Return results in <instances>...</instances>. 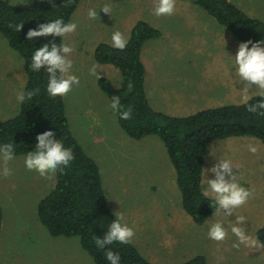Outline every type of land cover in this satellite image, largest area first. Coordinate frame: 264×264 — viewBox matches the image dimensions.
<instances>
[{
  "label": "rangeland",
  "instance_id": "1",
  "mask_svg": "<svg viewBox=\"0 0 264 264\" xmlns=\"http://www.w3.org/2000/svg\"><path fill=\"white\" fill-rule=\"evenodd\" d=\"M5 1L28 6L32 0ZM230 1L264 21V0ZM139 4L137 0H81L72 14L70 19L78 21V28L62 40L73 46L71 71L80 77V85L62 96L71 132L98 164L109 208L113 213L123 212L135 230L131 242L149 261L175 264L197 252L205 257L206 264H264V248H234L236 238L230 231L223 242L208 238L207 226L224 219L217 210L203 224L193 223L181 208L175 171L162 142L155 135L140 140L126 135L110 100L97 85L98 77L104 76L119 86V70L97 63L94 50L100 42L111 45L114 31L129 38L136 15L132 5ZM102 7H108L110 13ZM89 9L97 10L95 19L89 18ZM151 19L172 29L163 30L160 39H150L142 46L144 83L155 109L187 116L204 108L241 103L238 88L242 85H235L230 75V54H235L240 41L203 9L183 0L176 1L173 16ZM93 65L96 75L90 73ZM25 81L22 59L0 35V105L7 103L9 107V112L0 107L1 120L18 110L15 97ZM249 144L258 147L257 153L248 151ZM221 154L239 167L234 169L238 181L253 190L249 201L235 212L247 217V230L257 239L255 232L264 222V144L249 136L212 140L202 175ZM26 156L16 155L7 163L0 160V264H93L79 237H53L38 221L36 205L52 187L48 183L52 172L46 174L49 179L38 176L26 168ZM4 167L10 169V175H2ZM207 176L214 174L208 172ZM229 219L234 220L235 215ZM147 227L151 228L143 233Z\"/></svg>",
  "mask_w": 264,
  "mask_h": 264
},
{
  "label": "trees",
  "instance_id": "2",
  "mask_svg": "<svg viewBox=\"0 0 264 264\" xmlns=\"http://www.w3.org/2000/svg\"><path fill=\"white\" fill-rule=\"evenodd\" d=\"M80 1L54 0L53 5L48 0H32L28 6H18L0 0V35L23 61L26 81L22 91L39 89L31 99L20 104L13 115L0 119V143H15V156L28 154L35 147L36 133L51 127L56 137L72 149L75 158L70 166L63 171L52 172L48 181L52 187L36 205L37 218L53 237H79L82 250L92 258L93 264H108L104 251L97 249L95 238L104 236L108 224L115 217L105 198L99 166L73 136L63 97L48 94L45 68L42 66L40 72L31 69L33 50L52 37L41 36L30 41L26 36L29 29L36 28L47 19L62 15L66 21L70 20ZM183 1L203 9L240 42L264 39V21L248 15L230 0ZM18 23L23 24L16 31ZM166 29L172 30L162 25L159 29L154 28L146 21L138 20L130 29L128 43L123 50L104 42L98 43L94 50L95 61L117 68L121 78L118 87L104 76L98 77L97 85L110 102L114 96H119L125 109L131 107L132 115L128 120L120 119L115 113L117 123L126 135L135 140L155 135L162 142L175 171L181 206L193 223L201 225L216 211L214 202L203 196L201 186L208 145L215 139L238 136L253 137L264 144V116L248 111L244 103L204 108L187 116L156 110L147 96L144 83L146 68L141 51L146 41L160 39ZM60 39L62 42L63 37H55L57 42ZM261 99L253 95L248 103L255 104ZM1 221L0 205V229ZM149 228L142 229V232H148ZM255 234L257 240L264 243V222ZM105 247L113 252L119 251L122 264H155L144 257L132 242ZM195 253L175 264H206L205 257Z\"/></svg>",
  "mask_w": 264,
  "mask_h": 264
},
{
  "label": "clouds",
  "instance_id": "3",
  "mask_svg": "<svg viewBox=\"0 0 264 264\" xmlns=\"http://www.w3.org/2000/svg\"><path fill=\"white\" fill-rule=\"evenodd\" d=\"M27 2L28 0H25V3ZM48 2L54 5V0H48ZM154 2L155 16L174 14L176 0H154ZM101 9L105 13H110L108 7H102ZM97 15L96 9H89L88 16L90 19H95ZM22 24L15 25L16 31L21 29ZM9 26L12 27L11 24ZM77 28L78 21L76 19L66 21L61 15L39 23L36 28L29 29L26 34L27 39L30 41L41 36L52 37L50 41L36 47L30 58L31 69L34 72H40L42 66L45 68L48 74L46 88L50 96H63L70 92L74 86L80 85V77L71 71L74 65V60L70 55L73 52V46L70 43L61 42V39L59 42L55 40L57 36L66 38L68 33L75 32ZM127 43L128 38L119 30L111 34L112 47L123 50ZM230 56L232 57L230 75L235 85H242L238 88L241 103L248 106V111L264 116V39L243 40L238 44L235 54H230ZM90 73L96 75L95 65L90 69ZM37 92H39V89L18 92L15 97L17 104H22L26 99H31ZM253 95H258L262 99L255 104H249L248 102L253 98ZM110 107L114 113L119 114L120 119L128 120L131 118V107L125 109L119 96L113 97ZM15 147V143L12 142L0 143V160L7 163L15 159ZM248 151L255 154L258 147L249 144ZM211 154L215 156L216 153L214 154L212 151ZM74 158L72 149L66 147L61 139L56 137L54 129L49 127L36 133L35 147L28 152L24 163L27 169L35 170L43 176L49 172L63 171L70 166ZM234 169L239 170V167L233 163L231 158L224 157L222 154L218 157L217 163H214L208 169H204L201 178L202 194L214 202L217 212L222 213L224 217V219L216 220L207 226V236L212 241L223 242L230 231L236 238L232 245L234 248H239L241 245L249 249L264 248V243L249 234L247 217L237 215L235 212V209L240 208L249 201L253 196V190L244 187L238 181V174L234 172ZM208 172L213 173L214 176L209 178L207 176ZM2 175H10V169L4 167ZM232 215H235L234 220L229 219ZM114 217L108 224L104 236L95 238V245L97 249L104 251L108 264H122L120 252H113L105 246L116 243L121 245L131 243L132 238L135 236V230L126 221L123 212H114Z\"/></svg>",
  "mask_w": 264,
  "mask_h": 264
},
{
  "label": "crops",
  "instance_id": "4",
  "mask_svg": "<svg viewBox=\"0 0 264 264\" xmlns=\"http://www.w3.org/2000/svg\"><path fill=\"white\" fill-rule=\"evenodd\" d=\"M137 1L140 2L139 5H135V6L132 5V7H134L135 10H136V15L134 17V19H135L134 23H136L138 20H144L150 26H152L154 28H160L161 27V24L158 23V22H155V21H153L151 19V18H155L156 17L154 15V8H155V2H154V0H137ZM176 1H181V0H176ZM180 5H183V4H180ZM166 16H168V15H164L163 17H166ZM170 16H173V15H170ZM134 23L131 25L130 29L132 28V26L134 25ZM130 29H129V32H130ZM168 33H169L168 31H164V34H168ZM0 107H1V109H2L3 112H5V111L9 112V107H8L7 103L4 104V105H0ZM44 178H46V176ZM16 188L18 189L19 193L21 194L22 191L20 190V187L18 186Z\"/></svg>",
  "mask_w": 264,
  "mask_h": 264
}]
</instances>
